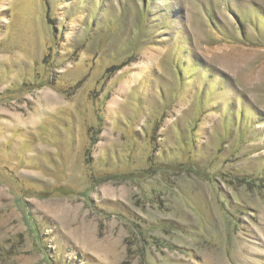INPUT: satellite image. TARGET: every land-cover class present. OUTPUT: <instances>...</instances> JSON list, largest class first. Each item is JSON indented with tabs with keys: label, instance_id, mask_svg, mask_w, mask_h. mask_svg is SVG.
<instances>
[{
	"label": "rangeland",
	"instance_id": "374dc122",
	"mask_svg": "<svg viewBox=\"0 0 264 264\" xmlns=\"http://www.w3.org/2000/svg\"><path fill=\"white\" fill-rule=\"evenodd\" d=\"M0 264H264V0H0Z\"/></svg>",
	"mask_w": 264,
	"mask_h": 264
}]
</instances>
